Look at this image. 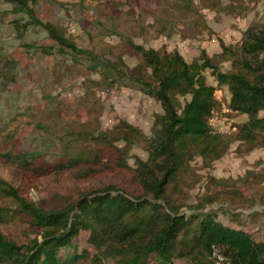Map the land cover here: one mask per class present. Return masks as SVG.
<instances>
[{
	"label": "trees",
	"instance_id": "1",
	"mask_svg": "<svg viewBox=\"0 0 264 264\" xmlns=\"http://www.w3.org/2000/svg\"><path fill=\"white\" fill-rule=\"evenodd\" d=\"M2 1L22 16L24 32L30 27L41 30L54 43L57 60H86L89 72L110 85L142 91L160 103L163 113L145 139L148 158L135 157L133 165L129 147L144 136L126 121L80 137L97 147L94 154L46 153L39 148L0 152L2 162L17 171L27 192L37 189L43 179H68L79 185L95 182L75 187L67 195L55 194L49 202H35L24 196L22 185L0 177V224L19 219L34 234L21 244L0 230V264H174L177 260L215 264L213 247L228 258L226 264H264V240L244 227L245 219L259 211L246 214L243 204L226 206L234 197L255 195L251 208H264V168L237 179L210 178L212 192L192 205L172 198L196 158L211 167L234 144L247 152L264 149V22L249 27L239 45L221 43L219 56L211 58L202 51L201 62L194 63L176 49H147L127 38V46L141 57L139 64L129 67L111 50L81 48L61 20H43L40 0ZM215 58L229 61L231 70L222 71ZM206 70L218 87H227L230 111L247 117L233 133L212 129L210 119L220 104L217 87L206 82ZM257 186L262 194L243 196ZM220 214L230 225L218 219ZM83 234L89 249L79 247Z\"/></svg>",
	"mask_w": 264,
	"mask_h": 264
},
{
	"label": "rangeland",
	"instance_id": "2",
	"mask_svg": "<svg viewBox=\"0 0 264 264\" xmlns=\"http://www.w3.org/2000/svg\"><path fill=\"white\" fill-rule=\"evenodd\" d=\"M38 8L43 20H61L81 48L111 50L121 55L129 67L139 64L141 57L127 46V38L147 49H176L187 62L194 63L201 62L202 51L211 58L219 56L221 43L239 45L249 27L264 22V0H40ZM22 23V16L0 0V152L18 154L39 148L46 153L84 150L94 154L97 147L80 137L126 121L144 136L129 147V163L133 165L135 157L146 160L149 153L145 139L163 113L160 103L137 89L108 84L86 69V60H57L54 43L41 30L30 27L24 32ZM110 30L115 34H105ZM215 59L222 71L231 70L229 61ZM204 76L208 85L217 87L220 104L210 119L213 131L235 132L247 117L230 111L231 95L227 87L217 86L210 70ZM36 124L40 126L37 130ZM262 168L264 149L247 152L234 144L211 167H206L200 158L190 163L172 198L192 205L212 192L210 178L237 179L247 171ZM0 177L14 186L22 185L24 196L35 202H49L55 194L67 195L75 187L95 185L51 178L43 179L37 189L27 192L17 171L1 158ZM256 192L262 194L259 186L243 196ZM234 198L227 207L243 204L246 214L259 211L245 219L244 227L264 240V208H251L255 195ZM6 204L15 207L12 201ZM218 219L230 225L222 214ZM0 230L21 244L34 238L19 219L0 224ZM86 241L87 235L80 236V249H89ZM174 264L188 263L177 260Z\"/></svg>",
	"mask_w": 264,
	"mask_h": 264
},
{
	"label": "built area",
	"instance_id": "3",
	"mask_svg": "<svg viewBox=\"0 0 264 264\" xmlns=\"http://www.w3.org/2000/svg\"><path fill=\"white\" fill-rule=\"evenodd\" d=\"M211 122L212 120H210V124ZM212 260L215 264H226L228 262V258L216 247H213Z\"/></svg>",
	"mask_w": 264,
	"mask_h": 264
}]
</instances>
